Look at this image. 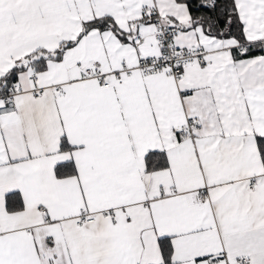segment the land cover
Listing matches in <instances>:
<instances>
[{
	"label": "snow or ice",
	"instance_id": "obj_1",
	"mask_svg": "<svg viewBox=\"0 0 264 264\" xmlns=\"http://www.w3.org/2000/svg\"><path fill=\"white\" fill-rule=\"evenodd\" d=\"M0 264H264V0H0Z\"/></svg>",
	"mask_w": 264,
	"mask_h": 264
}]
</instances>
